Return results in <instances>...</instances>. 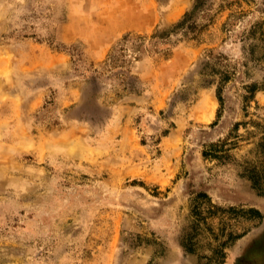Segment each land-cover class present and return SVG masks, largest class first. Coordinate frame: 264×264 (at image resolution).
<instances>
[{
    "label": "rangeland",
    "instance_id": "1",
    "mask_svg": "<svg viewBox=\"0 0 264 264\" xmlns=\"http://www.w3.org/2000/svg\"><path fill=\"white\" fill-rule=\"evenodd\" d=\"M194 2L0 0V264H197L210 233L179 243L197 191L261 210L199 224L249 227L220 264H264L245 171L264 159V90L243 100L239 63L264 0H200L174 27ZM212 68L235 72L222 106Z\"/></svg>",
    "mask_w": 264,
    "mask_h": 264
},
{
    "label": "trees",
    "instance_id": "2",
    "mask_svg": "<svg viewBox=\"0 0 264 264\" xmlns=\"http://www.w3.org/2000/svg\"><path fill=\"white\" fill-rule=\"evenodd\" d=\"M200 4V0H195L192 9L185 11L183 17L176 22L174 27L183 26L187 18L192 14L193 10H195ZM187 31H192L195 33L196 25L193 23L187 24ZM249 36L256 38L255 42H252L244 54H242L240 58V74L242 77V98L245 102L253 100L255 97V93L258 90H264V71H262L257 78H253L252 80H248L251 75H254L256 72L255 66H260L264 69V28L262 23H254L249 28ZM259 47L260 52H257L256 48ZM207 63V62H205ZM236 69V68H234ZM212 70L218 71L219 76L215 82V93L220 105L222 106L224 102L223 90L228 82V80L235 73L234 71H230L228 69H216L212 68ZM211 70V72H212ZM219 116V110L217 113ZM223 144L224 142H210L209 149H205L203 151L204 156H212V157H221L223 154ZM260 146V151L264 152V139L258 143ZM221 151V152H217ZM264 156V155H263ZM245 171L248 175V178L251 182L252 187L258 189L259 194H264V159L259 164H248L245 165ZM192 206H191V215L190 218V226L182 232V235L179 238V243L182 246L184 252H195L196 248L200 244L198 234L202 231H208L211 235L208 241L209 245V253H201L199 256H204V260H198L197 264H220L225 260L226 257V248L230 246L237 238L241 237L245 234L249 227L243 229L242 231H237L234 229V226L231 222H228L224 219H220L214 227V223L203 219V224L200 226L199 218H205L207 215H213L217 212H229V213H246L247 218L254 219V224L258 223L263 214L261 210L255 206H238V205H228L222 206L220 204L214 203L211 200V197L206 191H197L192 196ZM203 198V199H202ZM204 204V205H202ZM200 205L203 208H200ZM202 214V212H204ZM203 228V229H202ZM216 228V229H215ZM201 230V231H200Z\"/></svg>",
    "mask_w": 264,
    "mask_h": 264
},
{
    "label": "bare ground",
    "instance_id": "3",
    "mask_svg": "<svg viewBox=\"0 0 264 264\" xmlns=\"http://www.w3.org/2000/svg\"><path fill=\"white\" fill-rule=\"evenodd\" d=\"M211 100H208V102H210ZM212 107H213V105H208V103H207V105L205 106V108H206V110H205V114H204V116H205V118H209L210 117V115H212L213 114V111H212ZM89 148V147H88Z\"/></svg>",
    "mask_w": 264,
    "mask_h": 264
}]
</instances>
